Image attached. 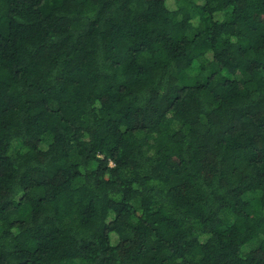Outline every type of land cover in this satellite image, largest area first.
Returning <instances> with one entry per match:
<instances>
[{
    "label": "trees",
    "instance_id": "obj_1",
    "mask_svg": "<svg viewBox=\"0 0 264 264\" xmlns=\"http://www.w3.org/2000/svg\"><path fill=\"white\" fill-rule=\"evenodd\" d=\"M0 264H264V0H0Z\"/></svg>",
    "mask_w": 264,
    "mask_h": 264
}]
</instances>
